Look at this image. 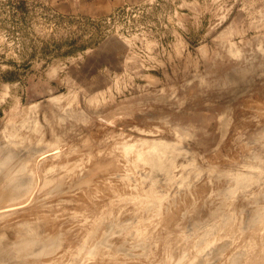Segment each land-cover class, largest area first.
Wrapping results in <instances>:
<instances>
[{
	"label": "rangeland",
	"instance_id": "1",
	"mask_svg": "<svg viewBox=\"0 0 264 264\" xmlns=\"http://www.w3.org/2000/svg\"><path fill=\"white\" fill-rule=\"evenodd\" d=\"M6 154L0 235L38 225L42 264H264V0H0Z\"/></svg>",
	"mask_w": 264,
	"mask_h": 264
},
{
	"label": "bare ground",
	"instance_id": "2",
	"mask_svg": "<svg viewBox=\"0 0 264 264\" xmlns=\"http://www.w3.org/2000/svg\"><path fill=\"white\" fill-rule=\"evenodd\" d=\"M23 141H25V140H23ZM18 143H21V141H19ZM18 143H15V144L18 145ZM22 145H23V143H22ZM37 146H39V145H37ZM161 148H159V149L153 148L152 152L150 151L152 154V165L154 167V168L152 167L153 169H156V168L160 169V166H163V165L167 166V164L162 162L163 159H165V158H162V160H160L161 155L164 153L163 151H159ZM162 150L165 151V148L164 149L162 148ZM27 151H28V149H27ZM30 152H31V150H30ZM160 152H162V154ZM163 155H165V154H163ZM163 155H162V157H165ZM10 159H11L10 154H6L5 156H2L0 158V183H7L6 187L3 186V187H5V189L3 190V192H1L0 195L2 198H11V200H14L15 198H17L18 194L22 192L21 189H23L27 186L28 182L20 181V180L18 181L15 178V177H18V172L23 171V167L20 166V170H18L17 172H14V170L11 169L13 166H12V163L10 162ZM161 168H163V167H161ZM236 179L239 182H243V181H246L248 178L244 177V176H238V177H236ZM7 185H9V186L7 187ZM28 186H29V184H28ZM35 190H36V188H35ZM35 190H34V192H35ZM33 205H34V203H33ZM18 217H20V216H18ZM31 224H33V223H31ZM36 226H38V225H36ZM36 226H35V229L37 228ZM9 229H10V226H9ZM35 229H33L31 227V225L30 226L28 225L25 227V230L22 229L21 231L17 230L16 232H14L12 235L13 237L11 236L12 238L10 237V239H8V236H10L9 234H8V236L6 234L0 235V264H4V263H6V264H42L43 260L45 261V259L47 257H45V259H43V260H42V258L44 256L51 255L55 250V246L57 247V244H54L53 240H50V238L47 237L48 235H47L46 231L45 232H46L47 236H42L39 233H37L38 231H35ZM46 229H44V230H46ZM39 230H42V229L40 228ZM4 235H6V236H4ZM3 236H4V238H3ZM4 239H6V240H4ZM59 250H62V248ZM56 253H58V252H56ZM56 253H55V255H57Z\"/></svg>",
	"mask_w": 264,
	"mask_h": 264
},
{
	"label": "crops",
	"instance_id": "3",
	"mask_svg": "<svg viewBox=\"0 0 264 264\" xmlns=\"http://www.w3.org/2000/svg\"><path fill=\"white\" fill-rule=\"evenodd\" d=\"M53 13L75 17H102L124 5L143 0H39Z\"/></svg>",
	"mask_w": 264,
	"mask_h": 264
}]
</instances>
